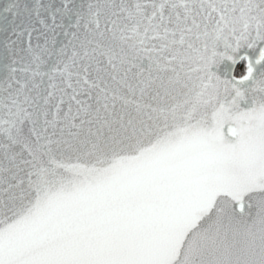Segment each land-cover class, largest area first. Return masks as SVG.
<instances>
[{
	"label": "snow or ice",
	"instance_id": "obj_1",
	"mask_svg": "<svg viewBox=\"0 0 264 264\" xmlns=\"http://www.w3.org/2000/svg\"><path fill=\"white\" fill-rule=\"evenodd\" d=\"M0 264H264V0H0Z\"/></svg>",
	"mask_w": 264,
	"mask_h": 264
}]
</instances>
